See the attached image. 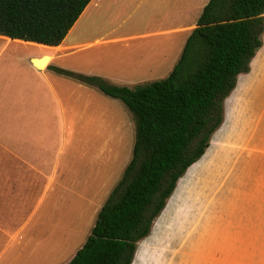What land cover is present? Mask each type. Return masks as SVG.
Wrapping results in <instances>:
<instances>
[{"label":"crops","instance_id":"0c3cea01","mask_svg":"<svg viewBox=\"0 0 264 264\" xmlns=\"http://www.w3.org/2000/svg\"><path fill=\"white\" fill-rule=\"evenodd\" d=\"M209 1L155 0L151 5L158 11L153 9L144 29L115 35L122 24H111L113 13L120 14L131 0H92L56 47L0 35V264H13L15 242L28 233L36 218L41 222L46 215L54 213L52 217L58 218L61 213L62 196L57 192L63 181L64 146L68 136L73 140V126L82 121L84 126L85 119L88 127L97 121L104 130L106 124L109 141L111 104L105 102V94L77 80L70 82L53 68L100 76L116 85L114 78L131 82L144 75L172 72ZM85 17L91 20L89 31L99 28L89 32L88 41L74 35ZM103 17L108 24L95 22ZM130 50L141 54L120 56ZM46 56L49 60L44 68L33 64L32 60ZM251 64L250 73L239 76L226 99L224 122L206 154L185 174L188 182L197 169L212 174L226 169L233 146L243 156L242 143L257 147L261 142L264 149V101L260 112H254L255 94L264 90V34L263 46ZM53 145L56 154L49 153ZM188 182L179 184L168 208L181 205L182 195L189 196L192 183Z\"/></svg>","mask_w":264,"mask_h":264},{"label":"trees","instance_id":"16d2710c","mask_svg":"<svg viewBox=\"0 0 264 264\" xmlns=\"http://www.w3.org/2000/svg\"><path fill=\"white\" fill-rule=\"evenodd\" d=\"M91 1L0 0V35L59 46ZM263 34L264 0H210L164 79L130 88L53 68L121 100L136 124L132 159L91 235L66 264L133 263L138 243L222 126L225 101L239 76L250 73Z\"/></svg>","mask_w":264,"mask_h":264},{"label":"rangeland","instance_id":"374dc122","mask_svg":"<svg viewBox=\"0 0 264 264\" xmlns=\"http://www.w3.org/2000/svg\"><path fill=\"white\" fill-rule=\"evenodd\" d=\"M154 1L131 0L120 14L113 13L115 22L111 24H122L115 35L137 32L141 26L144 29L156 9L151 5ZM95 22L108 24L106 17ZM89 23L86 17L81 21L74 33L76 38L88 41L89 32L99 30L96 26L89 31ZM140 54L138 50L120 52L122 58ZM169 74L144 75L131 82L114 80L117 85L134 88ZM66 80L75 81L69 77ZM104 98L111 104L109 141L106 124L104 130L97 121L88 127L85 119L84 126L80 124L83 121L73 126V140L68 136L64 146L63 181L57 192L62 196V205L58 206L61 213L58 218L52 217L54 213L46 215L41 222L36 218L28 233L15 242L13 264L69 263L91 235L101 207L122 179L132 159L135 119L121 100L107 95ZM254 99V112L259 113L264 90ZM243 144L245 156L233 146L226 169L215 174L197 169L190 182L188 176L178 182L175 191L181 182L192 183L189 196L182 195L185 201L169 208L168 200L153 224L152 236L138 243L134 264H264V149L261 142L257 147L249 142L240 147ZM51 148L49 153L56 154V146Z\"/></svg>","mask_w":264,"mask_h":264},{"label":"water","instance_id":"95a60500","mask_svg":"<svg viewBox=\"0 0 264 264\" xmlns=\"http://www.w3.org/2000/svg\"><path fill=\"white\" fill-rule=\"evenodd\" d=\"M46 58H48V56H46V57H44V58H42V59H34V60H32V62H33V64L36 66V67H38V68H40V69H42V68H44L46 65H45V59ZM38 62V63H37Z\"/></svg>","mask_w":264,"mask_h":264},{"label":"bare ground","instance_id":"6f19581e","mask_svg":"<svg viewBox=\"0 0 264 264\" xmlns=\"http://www.w3.org/2000/svg\"><path fill=\"white\" fill-rule=\"evenodd\" d=\"M49 58L45 59V65H47ZM38 63V62H37Z\"/></svg>","mask_w":264,"mask_h":264}]
</instances>
